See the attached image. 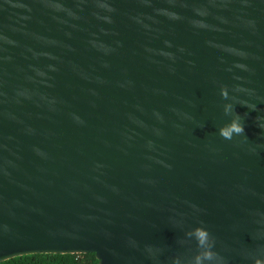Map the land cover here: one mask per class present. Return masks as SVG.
I'll return each instance as SVG.
<instances>
[{
	"label": "water",
	"instance_id": "95a60500",
	"mask_svg": "<svg viewBox=\"0 0 264 264\" xmlns=\"http://www.w3.org/2000/svg\"><path fill=\"white\" fill-rule=\"evenodd\" d=\"M209 252L264 264V0H0V263Z\"/></svg>",
	"mask_w": 264,
	"mask_h": 264
},
{
	"label": "trees",
	"instance_id": "16d2710c",
	"mask_svg": "<svg viewBox=\"0 0 264 264\" xmlns=\"http://www.w3.org/2000/svg\"><path fill=\"white\" fill-rule=\"evenodd\" d=\"M0 264H98L95 255L90 254H36L16 257Z\"/></svg>",
	"mask_w": 264,
	"mask_h": 264
},
{
	"label": "clouds",
	"instance_id": "9594fccd",
	"mask_svg": "<svg viewBox=\"0 0 264 264\" xmlns=\"http://www.w3.org/2000/svg\"><path fill=\"white\" fill-rule=\"evenodd\" d=\"M237 132H239V131H242V129L241 128H236L235 129ZM206 242V236H204V238H202L201 240H199L198 241V246H202L204 243ZM212 259V255H211V253L209 252L207 255H205V256H203L202 258H197V262H196V264H203V262L205 261V260H208V261H210Z\"/></svg>",
	"mask_w": 264,
	"mask_h": 264
}]
</instances>
